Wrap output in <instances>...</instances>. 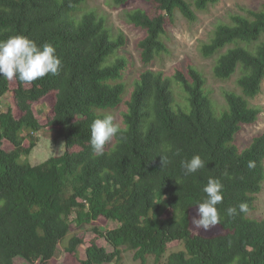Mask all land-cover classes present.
I'll list each match as a JSON object with an SVG mask.
<instances>
[{"label": "trees", "instance_id": "16d2710c", "mask_svg": "<svg viewBox=\"0 0 264 264\" xmlns=\"http://www.w3.org/2000/svg\"><path fill=\"white\" fill-rule=\"evenodd\" d=\"M90 1L0 0V40L25 35L38 45L49 43L62 61L58 75L31 84L14 79V109L0 112V264H16V258L51 264L61 244L77 264H125L124 251L140 264L149 258L155 264H264V220L251 218L264 188V134L243 150L236 145L242 127L256 123L261 113L251 100L264 83V1L257 10L219 22L199 46L201 57L214 61L217 81L238 74L240 92L223 91L226 107L219 116L202 71L189 66L170 77L152 67L172 54L168 28L178 14L193 24L220 0H149L152 15L143 10L126 15L145 32L138 44L144 69L132 90L128 60L121 55L126 38L87 11ZM128 1L113 0L117 6ZM174 85L184 102H177ZM10 86L0 77V98ZM48 97L49 125L64 152L33 166L22 160L31 155L42 128L33 106ZM122 107V134L103 155H94L90 125ZM194 155L205 167L185 176L181 161ZM161 156L168 161L164 167ZM210 177L224 185L223 203L217 205L221 222L197 229L192 220L199 218L197 204ZM241 202L247 214L227 216ZM101 221L118 226L102 230ZM73 223L91 226L94 239L71 235ZM175 242L183 249L167 256ZM81 245L85 259L79 257Z\"/></svg>", "mask_w": 264, "mask_h": 264}, {"label": "rangeland", "instance_id": "374dc122", "mask_svg": "<svg viewBox=\"0 0 264 264\" xmlns=\"http://www.w3.org/2000/svg\"><path fill=\"white\" fill-rule=\"evenodd\" d=\"M264 0H220L219 4L212 7L208 13H199L198 21L190 24L181 15L178 14L174 25L168 28L169 40L168 46L172 52L169 57L161 62L155 63L152 67L154 72H163L172 77L176 70L187 72L189 66L196 67L204 73L207 79V91L209 97L214 103V111L216 116L226 107L223 97L224 90H233L240 92L236 85L238 74L228 82L217 81L213 77V60H205L199 53V46L203 42H207L219 22L229 21L232 15H246L248 10H257L260 8ZM135 10H143L148 14L154 13V6L149 0H129L122 6L114 4L113 0H92L88 3L87 11H94L99 16L106 19L107 25L113 33H122L126 38L127 44L122 49L121 55L128 60V69L126 78L133 88V83L137 80L139 74L144 67L141 63L140 50L138 44L145 37V32L140 28L133 26L127 22L126 15ZM16 84L11 81L10 91L3 98H0V112H6L9 108L14 109L13 89ZM177 102H184V93L177 86L173 87ZM207 95V94H206ZM53 100L48 97L33 106L35 116L40 122L41 130L35 134L37 139L36 147L31 155L22 160L28 161L31 165H40L52 157L61 156L64 152V142L58 138L56 129L49 125V117L51 115ZM251 104L261 109L258 121L252 125H245L236 137V145L243 150L248 147L254 138L264 134V83L262 93L251 100ZM125 107L114 112L116 123L121 125V114ZM26 145H28L26 143ZM4 149L12 150V146L7 142L4 143ZM251 218L256 220H264V188L258 195L256 201V210L251 214ZM102 230H111L118 226L117 223H106L101 221L97 225ZM216 233V232H215ZM215 233H208L214 235ZM75 234L84 240L94 239L93 228L91 226L78 228L72 224L71 235ZM218 234V233H217ZM99 246L105 247L107 251L113 252L111 246L107 245L103 240L97 242ZM183 249V246L175 242L169 246L167 256L173 252ZM79 257L85 259V246L81 245L78 249ZM125 264H140L133 260L131 252L124 251ZM16 264H28L22 258L15 259ZM51 264H77L74 259L69 256L64 246H58L57 254ZM146 264H155L153 258H149Z\"/></svg>", "mask_w": 264, "mask_h": 264}, {"label": "clouds", "instance_id": "9594fccd", "mask_svg": "<svg viewBox=\"0 0 264 264\" xmlns=\"http://www.w3.org/2000/svg\"><path fill=\"white\" fill-rule=\"evenodd\" d=\"M62 61L56 54V49L49 43L38 45L25 35H13L6 40H0V77L9 81L19 80L24 84H31L48 75H58ZM90 145L94 155H103L105 146L114 137L122 134L119 124L114 121L112 115L96 118L90 125ZM162 157L163 167L168 163L167 158ZM184 175L188 176L205 167V162L199 155L191 159L181 161ZM249 168L255 167L254 161H249ZM177 183H179L177 181ZM224 185L218 178H209L202 188L205 198L198 203L197 216L192 223L197 229L209 230L219 225L221 216L217 205L223 203ZM227 216L247 214V203L241 202L238 207H229Z\"/></svg>", "mask_w": 264, "mask_h": 264}]
</instances>
